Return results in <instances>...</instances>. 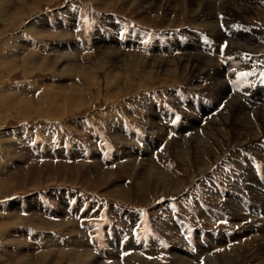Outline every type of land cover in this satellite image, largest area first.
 I'll return each mask as SVG.
<instances>
[{
	"label": "rangeland",
	"instance_id": "374dc122",
	"mask_svg": "<svg viewBox=\"0 0 264 264\" xmlns=\"http://www.w3.org/2000/svg\"><path fill=\"white\" fill-rule=\"evenodd\" d=\"M86 1L71 0V6L76 9V14L68 12L66 6L56 13L57 21L61 17L66 21L63 25L53 24L51 27H57L59 32H51L45 27L42 12L48 11L49 7L65 4V0H0V197L20 193L25 195V200L33 201V192L39 188L51 190L57 187L61 189L58 194L62 191L60 193L62 196L66 195L63 192H73L77 195L80 191H96L105 196L100 195L103 200L93 199V203L96 204L89 213L106 216L111 209L113 212L126 213L136 210L135 205L151 206L153 201L161 196L183 192L188 184L193 188L196 183L200 191L205 194V204L210 205L212 210L226 206L225 190L237 182L240 171L246 173L254 162L261 160L264 162V153H261L264 151L260 150V146L264 144V128H260L256 137L245 133V130H239L236 118L237 120L246 118L248 123L254 120L249 114L244 113L241 105H233V107L228 106L226 112L231 117L212 118L202 127V132L197 127L201 121L198 119L199 115L198 118L194 115L185 116L190 127L182 128L181 133L187 129L189 132L194 130L195 132L187 138L181 134L180 138L167 141L166 151L162 155L150 158L145 153L127 152L125 147L130 145L129 139L134 131L145 132L137 123L142 119L140 111H144L148 106L146 100L151 97L155 99L165 97L168 100L172 89L170 87L179 86L181 83L185 87L186 85L198 87V99L207 92L213 108L222 104V101L218 102L215 99L213 81L207 76L209 72L213 74L218 62L199 51L196 42L201 33L192 32L197 40L190 43V45L196 44V47L190 50L198 52L190 57L195 60L205 59L212 64L203 74L194 71L184 73L182 68L180 70V66L176 68V65L169 66L170 69H176L177 74L174 76L155 72L153 64L165 62L166 59L178 62L179 59L184 58L186 47L183 48V53L179 51V55L162 56L161 49L155 50L153 46L150 47L154 50L151 52L141 48L139 43L148 39H153L155 42V39L177 41L181 37L187 38L186 34L190 35L187 28L206 30L211 37L218 38L219 41L225 37L218 27L219 21L220 26L232 32V36H236L230 38L236 42V45L228 48L226 42L227 48L242 54L244 46L237 31L248 27L249 31H252L248 42L255 45V48L247 49V52L251 54L260 51L256 56L255 66L257 68L259 61L262 64L260 69H264V0L248 3V7L253 5L255 8L252 7L247 15L237 17L233 13L229 16L225 14V18H228L218 21L217 15L221 12L219 8L214 16L213 13H207L208 16L188 13V8L197 6L195 0H182L178 3L179 6L187 9L184 14L170 10V3L166 0L157 3L154 2L155 0H91L95 9H91ZM212 1L215 2L216 7L223 2H233V0ZM240 3L239 5L243 4ZM30 8L35 9L29 11ZM82 11L87 15L84 19L85 24L81 21H78V24H67V21L72 22L69 20L71 17H80L79 13L84 16ZM14 13L16 18L9 19L8 16ZM237 21L249 22L254 26L259 24L258 26L262 25L263 28L256 30L247 25V27L238 26L235 23ZM228 22L233 26L230 27ZM219 30L221 35L217 36ZM99 50L117 51L122 59L121 61L120 58L107 59ZM111 53L112 56L115 55ZM28 54L31 55L27 56ZM248 56L254 58L252 55ZM82 70L86 71L89 80L80 74L79 71ZM250 74L254 73L250 72ZM200 77L201 80L210 79V85H206L208 81H202V86L201 81H197ZM243 78H246V81L240 83L238 90L245 89L244 85L249 81L248 75ZM72 88L75 92L79 90L75 102L73 99H68ZM180 89L187 92L188 96H192L188 90ZM50 93L53 94V98ZM141 107L145 109L141 110ZM208 108L206 105L205 109ZM151 109L153 107L149 109V126L152 131L156 130L154 136L155 138L157 136V141L151 139L150 144L155 147L163 139L164 133L162 127L158 125L155 112ZM260 111H263V107ZM203 113L208 114L209 111ZM258 114L254 115L258 116ZM223 118H228L230 122L226 125L225 131L216 132ZM145 119L147 121V116ZM25 121L27 124H35L34 141L43 139L47 142V136H51L50 134H54V137H68L67 143L77 138L88 148L96 149V152L101 154L94 158L96 163L92 164L82 162L91 159L85 154L72 155L70 158L62 154L65 163L50 161L30 163L28 156L23 160L24 153H18L21 145L16 142L20 136L10 138L8 132L16 133L17 128L25 124ZM254 129L256 131V128ZM28 131H31V128ZM223 155L226 160L231 156H240L244 160V169L230 165L221 174L220 171L214 172L211 166ZM248 158L250 165L247 162ZM97 159L100 160L99 163ZM121 159L122 161L119 162ZM231 191L235 190L232 188ZM231 205L230 213L237 216L236 205ZM32 208L29 202L28 207H18L15 201L10 202L8 208H1L0 264H105L87 250L91 244L85 242L86 236L83 233L81 234L84 235V240L78 237L75 222L48 220L39 216L40 214ZM226 222L218 220L213 228L226 230L230 221ZM240 224L241 221H237L234 226L239 227ZM88 225L95 227L91 223ZM250 226V224L241 226L239 231L242 232L238 229H228L232 234H227L231 240L238 238L241 241L245 236L247 240L242 243L238 242L236 245L226 247L223 237L210 235L208 247L202 248L195 255L184 250L187 253L185 256L190 258V262L192 261L188 264H197L194 260L200 253L205 249L210 251V248L216 246H223L225 249L220 253L208 255L204 264H264V254H261V258H257L261 250L256 243L261 244L262 241L251 240ZM247 232L249 235L246 236ZM56 235L63 236L59 238ZM182 235L180 234L181 237ZM184 236L190 242L196 241L195 234L190 231H186ZM168 248H170L168 252L171 254V260L170 263L164 264H177L173 253H178L182 249L176 246ZM160 249L165 252L164 246L160 245ZM233 254H237V257L234 258ZM135 257L132 256L127 261H131V264H162ZM87 258L90 260L88 261Z\"/></svg>",
	"mask_w": 264,
	"mask_h": 264
},
{
	"label": "bare ground",
	"instance_id": "6f19581e",
	"mask_svg": "<svg viewBox=\"0 0 264 264\" xmlns=\"http://www.w3.org/2000/svg\"><path fill=\"white\" fill-rule=\"evenodd\" d=\"M46 1H51V0H46ZM159 1H162V0H155L154 2L155 3H157V2H159ZM166 1H168L170 4V10H172V11H175V13H181V14H184V12L186 11L187 12V9L186 8H183L182 6H179V2H181L182 0H166ZM195 1H197V3H196V7H191V8H188V13H191V14H195V13H200V14H203V16H208V14L210 13V14H212L213 13V16H214V13H217V9L219 8L220 9V11L221 12H224L226 15H230V13H233L234 15H236L237 17H239V16H243V15H247L251 10L250 9H253L252 7H254L253 5H252V7H248V3H250L251 1H256V0H236V1H234L233 0V2H231V3H225V2H223V3H221L218 7H216L215 6V2H213L212 0H195ZM118 2V1H117ZM116 2V3H117ZM123 2H125V1H123ZM240 2H243V4L242 5H239V3ZM110 3V2H109ZM122 3V2H121ZM111 4H113V2L111 3ZM160 4V3H159ZM184 4H186V3H184ZM241 4V3H240ZM24 5V4H23ZM191 5H193V4H191ZM200 7V8H199ZM6 8V7H5ZM255 8V7H254ZM33 8H30L29 9V11H31ZM35 9V8H34ZM33 9V10H34ZM28 11V10H27ZM36 11V10H35ZM185 12V13H186ZM18 13V12H17ZM22 12H20V14H21ZM208 13V14H207ZM19 14V13H18ZM197 15V14H196ZM18 17L20 16V15H17ZM14 17H15V13L14 14H12V15H10V16H8V18L9 19H14ZM21 17V16H20ZM16 18V17H15ZM211 18V17H210ZM228 18V17H227ZM227 18H225V19H227ZM231 18V17H230ZM8 19V20H9ZM212 19V18H211ZM229 21V20H228ZM232 21V20H231ZM234 21V20H233ZM224 22H226V21H224ZM207 24V23H206ZM237 24V23H236ZM209 26H211V25H209ZM213 26H211V29H214V28H212ZM247 27V26H246ZM210 29V30H211ZM209 31V30H208ZM211 32H212V30H211ZM239 34H240V38H241V40H242V42H243V46H244V51H243V53L242 54H244V53H249V52H247L249 49H254L255 48V45H251V43H249L248 42V40L250 39V37H249V35H252V31L250 32L249 31V29H248V27L247 28H243V29H241L240 31H237ZM35 33V32H34ZM44 36H45V34H43ZM218 35H221V32H220V30L219 31H217V36ZM216 36V35H215ZM224 36V35H223ZM222 36V37H223ZM40 38V37H39ZM220 39H221V37H219ZM218 39V38H217ZM238 41V40H237ZM192 45V46H191ZM189 44V45H186L185 47H186V49L187 50H185L186 52V54L185 55H183V57L184 58H182V59H179L178 60V62L177 61H174V60H172V59H166V61L165 62H160V63H156V64H153V65H155V72H158V73H163V74H165V75H171V76H174V75H176L177 74V72H175V68L174 69H170V65H173V66H175L176 65V68H178L179 66H180V70H181V68H182V70L184 71V73H188V72H191V71H194V72H199V73H204L205 71H207V70H209V68L211 67V65L212 64H210L208 61H206L205 59L203 60H195V59H191V55H193V54H195V53H197L198 51L197 50H190L191 48H195L196 47V44L195 43H192V44ZM227 45H228V48L229 47H231V46H235L236 45V42L233 40V39H230L229 40V42H227ZM239 45V44H238ZM237 45V46H238ZM219 48V47H218ZM102 49V48H101ZM176 49V48H175ZM234 49V48H233ZM248 49V50H247ZM100 51V53H104V56L103 57H107V59L109 58H113V59H117V58H120L119 60L121 61V59H122V56H120V55H118L116 52H114V51H111V50H107V51H104V52H101L102 50H99ZM111 52H113L115 55L114 56H116V57H114V56H112L113 54L111 53ZM253 52V51H252ZM109 53V54H108ZM31 54H28L27 56H30ZM109 55H110V57H109ZM200 56V55H199ZM193 58L194 57H196V56H192ZM197 57H198V55H197ZM132 58V57H131ZM130 58V59H131ZM134 58V57H133ZM127 59V58H126ZM33 60V59H32ZM132 60H134V59H132ZM102 61H103V59H102ZM118 61V60H117ZM127 61V60H126ZM137 62V61H136ZM104 63V62H103ZM142 63V62H141ZM70 64V63H69ZM68 64V65H69ZM101 64V63H100ZM145 64V63H144ZM148 64V63H147ZM132 65V64H131ZM136 65V64H135ZM138 65V64H137ZM141 65V64H140ZM143 65V64H142ZM66 66V65H65ZM71 66H73V65H71ZM132 66H134V65H132ZM178 66V67H177ZM90 67V66H89ZM140 67V66H139ZM145 67V66H144ZM148 67V66H147ZM152 67V66H151ZM46 68V67H45ZM104 68V67H103ZM141 68V67H140ZM153 68V67H152ZM33 69V68H32ZM82 69H84V67L82 68ZM71 70V69H70ZM90 71V70H89ZM80 72V74L82 75V76H84L85 78H87L88 79V74L86 73V71L85 70H82V71H79ZM209 72V71H208ZM114 75V74H113ZM116 76V75H115ZM204 76H206V75H204ZM208 77H210V79L213 81V88H214V91H215V99H217L218 100V102H221L222 100V98H224L226 95H227V91H228V87H226V84H225V81H224V79L222 78V76H223V73H222V70H220V67H219V63H217V65H216V67L213 69V74H210V72H209V74L207 75ZM79 77V76H78ZM80 79V78H79ZM91 79V78H90ZM89 80V79H88ZM93 80H94V77L92 76V82H93ZM243 81H246V78L244 79H242ZM118 81V80H117ZM242 81V82H243ZM86 83V82H85ZM111 83V82H110ZM91 85V84H90ZM74 86V85H73ZM89 87V86H88ZM87 87V88H88ZM131 87V86H130ZM48 88V87H47ZM239 88V86H237V89ZM76 89H78V88H76ZM75 89V90H76ZM83 89V88H82ZM52 90V89H51ZM247 90L248 89H239L238 91L239 92H241V95H243L245 98L247 97V100L248 101H252L254 98L252 97V94L253 93H251L250 95H248L247 96ZM51 94V96H52V98H53V94L52 93H50ZM79 94V90L77 91V92H75L74 90H73V88H72V93H71V96L68 98V99H73V102H75V98H76V96ZM69 95V94H68ZM72 101V100H71ZM68 102V101H67ZM52 103V102H51ZM66 103V102H65ZM254 103H255V101H254ZM218 104V103H217ZM243 104V105H242ZM55 105H58V104H55ZM54 105V106H55ZM233 105H241V108H242V110L244 111V113H246V114H249L248 112H246V109H247V111H251V110H253L254 111V114L255 113H259L258 114V116H256L255 115V117H254V122H250V123H248L247 121H246V118H239L238 120H237V118H236V121H237V123H238V129L239 130H245V133H250V135L251 136H255L256 137V134L258 133V131L260 130V128H264V113H263V111H264V107H263V111H260V109H261V106H255L254 107V109H251V108H248L244 103H242L236 96H233V97H231L230 99H228V101L226 102V104L223 106V108H222V110L216 115V116H212V117H210L209 118V120H211L212 118L214 119L215 117H225V116H229V117H231L230 115H229V113L227 114L226 112H227V107L229 106V107H233ZM65 106V105H64ZM250 106H251V104H250ZM33 107V106H32ZM31 107V108H32ZM56 107H58V106H56ZM24 108H25V106H24ZM52 108V107H51ZM60 108V107H59ZM66 108V107H65ZM235 108V107H234ZM57 109V108H56ZM50 110V109H49ZM59 110V109H58ZM69 110V109H68ZM242 110H240V111H242ZM52 111V110H51ZM57 111V110H56ZM60 111V110H59ZM71 111V110H70ZM58 112V111H57ZM68 112V111H67ZM59 113V112H58ZM61 113V112H60ZM56 114V113H55ZM232 114H233V112H232ZM231 114V115H232ZM60 115V114H59ZM62 115H64V113L62 114ZM239 117V116H238ZM197 118V117H196ZM201 120V119H200ZM209 120H207V121H209ZM196 121V120H195ZM250 121V120H249ZM210 122V121H209ZM230 121L228 120V118H223V119H221L220 120V125L219 126H217V130H216V132H223V131H225L226 130V128H227V124L229 123ZM236 123V124H237ZM213 126V125H212ZM194 127V126H193ZM216 127V126H215ZM195 128V127H194ZM254 128H256V131H255V129ZM198 131V130H197ZM238 131V130H237ZM241 133V132H240ZM196 134V133H195ZM197 135V134H196ZM258 135V134H257ZM218 136V135H217ZM239 136V135H238ZM250 136V137H251ZM249 137V136H248ZM198 141V140H197ZM189 145V144H188ZM178 147V146H177ZM191 148V147H190ZM180 152V151H179ZM188 152V151H187ZM181 153V152H180ZM185 153H186V151H185ZM203 153V152H202ZM261 153H264V152H261ZM177 154V153H176ZM188 154V153H187ZM179 155V154H178ZM187 157V156H186ZM180 158V157H179ZM183 160V159H182ZM181 160V161H182ZM151 171V170H150ZM155 173V172H154ZM161 179V178H160ZM168 181V180H167ZM169 187V186H168ZM232 206V205H231ZM236 211H237V208H236ZM238 213V212H237ZM243 219V218H242ZM45 225V224H44ZM245 226V225H244ZM248 231V230H247ZM250 232V231H249ZM244 235H245V233H244ZM247 235H249L248 234V232H247V234H246V236ZM231 238H233V237H231ZM251 240H253V239H255V240H261L262 242H261V244L258 242V243H256V245H258L259 247H260V250H261V252L259 253V255H258V257L257 258H261L262 257V255L261 254H264V232H263V228H261L260 230H257V231H255V232H252L251 233ZM49 239V238H48ZM216 239V238H215ZM234 239H236V238H234ZM236 240H238V238L236 239ZM240 240V239H239ZM223 241V240H222ZM223 242H225V240L223 241ZM227 243V242H226ZM245 243V242H244ZM260 244V245H259ZM257 246V247H258ZM255 249V248H254ZM257 249V248H256ZM67 250V249H66ZM243 250V249H242ZM233 251V250H232ZM241 251V250H240ZM239 251V252H240ZM62 252V251H61ZM67 252V251H66ZM243 252V251H242ZM242 252H240V253H242ZM246 252V251H245ZM248 252V251H247ZM259 252V251H258ZM257 252V253H258ZM185 251L184 250H180V252H174L173 254H174V257H175V262L177 263V264H188V262H190V258L189 257H186L185 256ZM233 253V252H232ZM238 253V252H237ZM244 253V252H243ZM256 253V252H255ZM187 254V253H186ZM222 254V253H221ZM223 255H225V254H223ZM246 255V254H245ZM75 256V255H74ZM79 256V255H78ZM188 256V255H187ZM219 256V255H218ZM218 256H216V257H218ZM221 256V255H220ZM234 258H236L237 257V254H233L232 255ZM240 256V255H239ZM136 258V257H135ZM194 258H196V257H194ZM210 258H213V257H210ZM241 258V257H240ZM239 258V259H240ZM243 258H244V255H243ZM80 259V258H79ZM256 258H254V260H255ZM87 260L89 261L90 259H88L87 258ZM141 260V259H140ZM140 260H138V261H140ZM208 260H210V259H208ZM230 260V259H229ZM220 261V260H219ZM223 261V260H222ZM231 261V260H230ZM253 261V260H252ZM256 261H258V260H256ZM259 261H261V260H259ZM192 262V261H191ZM190 262V263H191ZM206 262V261H205ZM212 262V261H211ZM214 262V261H213ZM219 263H221V261L219 262ZM229 263V262H228ZM233 263V262H232ZM210 264H212V263H210ZM218 264V263H217ZM226 264V263H225ZM230 264V263H229ZM256 264V263H255Z\"/></svg>",
	"mask_w": 264,
	"mask_h": 264
},
{
	"label": "snow or ice",
	"instance_id": "6c2138e0",
	"mask_svg": "<svg viewBox=\"0 0 264 264\" xmlns=\"http://www.w3.org/2000/svg\"><path fill=\"white\" fill-rule=\"evenodd\" d=\"M239 75L240 76H246V75H249V73H240Z\"/></svg>",
	"mask_w": 264,
	"mask_h": 264
},
{
	"label": "crops",
	"instance_id": "0c3cea01",
	"mask_svg": "<svg viewBox=\"0 0 264 264\" xmlns=\"http://www.w3.org/2000/svg\"><path fill=\"white\" fill-rule=\"evenodd\" d=\"M15 194V193H14ZM17 212V211H16ZM18 214V213H17ZM21 216V215H20ZM22 240H24L23 238H22ZM30 248V247H29ZM137 258V257H136Z\"/></svg>",
	"mask_w": 264,
	"mask_h": 264
}]
</instances>
